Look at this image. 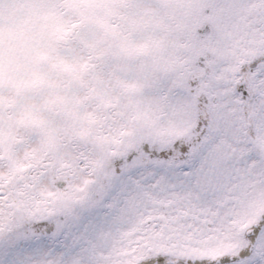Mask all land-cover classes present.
Returning <instances> with one entry per match:
<instances>
[{
    "label": "snow or ice",
    "instance_id": "6c2138e0",
    "mask_svg": "<svg viewBox=\"0 0 264 264\" xmlns=\"http://www.w3.org/2000/svg\"><path fill=\"white\" fill-rule=\"evenodd\" d=\"M211 3L162 127L0 156V264H264V0Z\"/></svg>",
    "mask_w": 264,
    "mask_h": 264
},
{
    "label": "rangeland",
    "instance_id": "374dc122",
    "mask_svg": "<svg viewBox=\"0 0 264 264\" xmlns=\"http://www.w3.org/2000/svg\"><path fill=\"white\" fill-rule=\"evenodd\" d=\"M208 2L0 0V156L24 168L60 143L104 147L162 127L168 90L216 53L196 31L205 16L224 27Z\"/></svg>",
    "mask_w": 264,
    "mask_h": 264
},
{
    "label": "bare ground",
    "instance_id": "6f19581e",
    "mask_svg": "<svg viewBox=\"0 0 264 264\" xmlns=\"http://www.w3.org/2000/svg\"><path fill=\"white\" fill-rule=\"evenodd\" d=\"M5 24V23H4Z\"/></svg>",
    "mask_w": 264,
    "mask_h": 264
}]
</instances>
